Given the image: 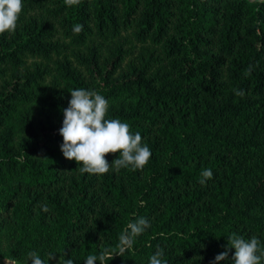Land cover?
Wrapping results in <instances>:
<instances>
[{"label":"trees","instance_id":"trees-1","mask_svg":"<svg viewBox=\"0 0 264 264\" xmlns=\"http://www.w3.org/2000/svg\"><path fill=\"white\" fill-rule=\"evenodd\" d=\"M22 5L14 34L0 36V258L30 264L27 253L35 251L45 264H84L88 255L115 248L123 229L139 217L150 227L107 264H148L157 246L167 264H210L233 234L256 236L264 248V4ZM77 24L84 26L78 35ZM129 30L136 41L154 47L121 70L124 42L104 54L95 39ZM57 34L75 45L93 38L85 52L56 62L63 86L56 79L45 83L48 70L40 64L17 70L28 55L59 54L64 44ZM249 65L253 70L245 76ZM32 86L42 87L47 109L40 118L30 109L17 117L16 141L4 125ZM76 88L94 90L108 102L122 93L137 96L128 105L109 104L105 118L141 134L152 152L143 170L82 174L76 161L63 157L58 130ZM118 155L105 158L111 163ZM204 169L213 178L201 185ZM233 251L219 264H232ZM50 253L55 259L48 261Z\"/></svg>","mask_w":264,"mask_h":264},{"label":"clouds","instance_id":"clouds-1","mask_svg":"<svg viewBox=\"0 0 264 264\" xmlns=\"http://www.w3.org/2000/svg\"><path fill=\"white\" fill-rule=\"evenodd\" d=\"M81 0H64L67 7L78 6ZM253 4H264V0H251ZM22 0H0V36L14 34L17 28L19 15L22 12ZM257 11L259 9L257 8ZM83 24H77L73 33L78 35L83 31ZM253 66L245 69V76L251 74ZM236 96L243 97V89H233ZM71 98L68 106L63 109L62 126L59 134L62 137L60 151L63 157L69 161H76L79 171L87 174L102 175L114 169H130L132 171L143 170L152 155L151 149L142 143L139 132L132 134L130 125L118 119H106L109 108L108 100L94 90L76 88L70 91ZM119 153L118 157L109 163L106 154ZM213 178L211 169L201 172V185ZM150 222L145 217H139L135 222H129L118 237L115 248H105L98 255H88L84 264H107L115 256H124L133 248L135 238L141 235ZM234 249L231 254L232 264H264V248L260 240L253 236L244 239L238 235H231L227 239L225 251L214 257L210 264H219L222 260L229 259V250ZM164 250L157 246L156 251L149 257L148 264H167L161 257ZM55 259L54 253L48 254V261ZM30 264H45L37 252L27 253ZM14 264V262H13ZM57 264H73L72 259H65Z\"/></svg>","mask_w":264,"mask_h":264},{"label":"rangeland","instance_id":"rangeland-1","mask_svg":"<svg viewBox=\"0 0 264 264\" xmlns=\"http://www.w3.org/2000/svg\"><path fill=\"white\" fill-rule=\"evenodd\" d=\"M56 38H59L60 41L64 44V48L61 50L59 54L52 53L48 57H44L42 55H28L24 59V63L17 70L20 72L25 71L26 69H31L34 64H40L48 70L45 83L51 79H56L60 82L61 86L64 85L62 78L60 77V73L56 68V62L62 60L64 57L72 58V54L75 52H85L88 46L91 43L93 38H89L84 44L75 45L69 42L68 39L63 38L60 34L56 35ZM95 41H98L103 46V53L105 54L108 49H112L113 45L117 41L124 42L123 48L126 50L124 54V59L121 64L120 69L123 70L127 67L129 63L137 61L139 56L144 52L145 48H153L154 46L149 43H140L134 39L131 35L130 30L122 32L117 38H112L110 36H105L103 38H96ZM160 52V49L157 48V53ZM29 93V98L27 101L22 102L18 101L15 107V110L11 113L10 117L7 119L5 123V127H10L14 133L15 140L17 141L19 135V127L17 125V117L26 109H30L34 118H40L41 114L44 110L47 109V101L42 92V87H29L27 89ZM136 95L129 96L127 94H119L112 98L109 101V104L114 106L119 105H128L135 101ZM232 127H236L231 125ZM249 125H247L248 127ZM242 129L244 126H238ZM3 128L0 129V132ZM59 259H56L53 264H57ZM0 264H13V261L9 259L0 258ZM15 264V263H14Z\"/></svg>","mask_w":264,"mask_h":264}]
</instances>
